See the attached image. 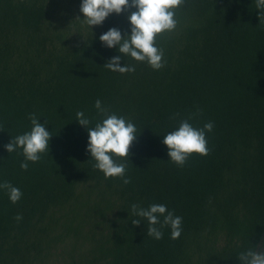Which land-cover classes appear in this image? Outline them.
Instances as JSON below:
<instances>
[{"label": "trees", "instance_id": "obj_1", "mask_svg": "<svg viewBox=\"0 0 264 264\" xmlns=\"http://www.w3.org/2000/svg\"><path fill=\"white\" fill-rule=\"evenodd\" d=\"M79 7L0 0V183L23 194L13 204L0 190V264H240L246 248L264 251V9L184 0L175 30L155 39L164 67L122 58L135 71L120 74L104 67L118 53L99 36L129 33L127 13L90 30ZM98 99L136 125L128 184L93 167L75 121L83 111L94 126ZM33 113L52 136L24 170L21 150L4 146L30 130ZM185 119L213 129L208 154L178 167L162 139ZM134 203L166 204L182 217L180 237L165 227L155 240L147 221L133 226Z\"/></svg>", "mask_w": 264, "mask_h": 264}, {"label": "clouds", "instance_id": "obj_2", "mask_svg": "<svg viewBox=\"0 0 264 264\" xmlns=\"http://www.w3.org/2000/svg\"><path fill=\"white\" fill-rule=\"evenodd\" d=\"M184 0H80L79 11L83 19L78 20L89 26L102 25L110 15L127 13L130 32L124 33L119 28H109L99 36L102 45L115 49L118 55L113 56L105 68L112 72L125 74L135 71L134 64L124 63L121 59L130 58L137 62H146L153 70L164 67V52L155 44L157 35L175 30L177 20L175 10ZM257 9H264V0H256ZM134 9V10H131ZM131 10V11H130ZM260 15V12H259ZM76 19V20H77ZM100 119L90 126L92 121L83 111L76 113L75 121L84 127L88 134L86 151L90 154L93 167L101 171L104 177L120 178L124 184L129 183L126 176V164L129 163V149L136 140V125L122 115L109 112L98 99L94 105ZM41 117L29 114L30 130L11 138L6 144L8 154L21 150L24 161L21 169L27 170L29 162L35 163L41 156L49 152L51 132L47 130V122L40 123ZM213 129L212 122L204 123L203 127H194L189 120H181L178 127L167 132L162 144L167 148L169 161L182 167L193 154L201 157L208 154L206 134ZM0 190H5L11 203L18 202L22 197L21 190L8 182L0 183ZM133 226L147 221V235L155 240L163 238V229L170 230V238L175 240L182 232V217L175 215L166 204L151 203L147 207L131 205ZM21 216L16 220L20 221ZM240 264H264V251H256L255 247L246 248L237 257Z\"/></svg>", "mask_w": 264, "mask_h": 264}]
</instances>
